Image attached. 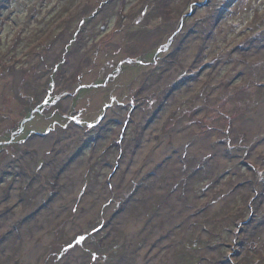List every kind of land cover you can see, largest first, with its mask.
I'll list each match as a JSON object with an SVG mask.
<instances>
[{
	"label": "rangeland",
	"instance_id": "1",
	"mask_svg": "<svg viewBox=\"0 0 264 264\" xmlns=\"http://www.w3.org/2000/svg\"><path fill=\"white\" fill-rule=\"evenodd\" d=\"M0 264H264V0H0Z\"/></svg>",
	"mask_w": 264,
	"mask_h": 264
}]
</instances>
